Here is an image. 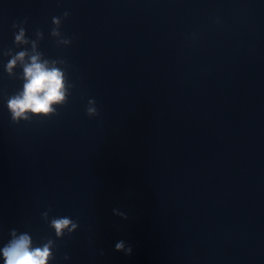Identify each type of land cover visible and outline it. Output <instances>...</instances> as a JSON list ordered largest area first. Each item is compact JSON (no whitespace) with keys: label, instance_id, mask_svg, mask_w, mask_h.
<instances>
[{"label":"clouds","instance_id":"obj_1","mask_svg":"<svg viewBox=\"0 0 264 264\" xmlns=\"http://www.w3.org/2000/svg\"><path fill=\"white\" fill-rule=\"evenodd\" d=\"M68 15L69 13L65 12L64 18H67ZM61 22V18L53 17L54 27L51 29V36L56 38L58 45L68 46L71 44V40L62 36L59 30ZM12 27H19V34H15V41L28 43L25 38V29L15 23ZM36 35L43 38V33L40 31H37ZM33 51L35 54L30 55V62L24 63L25 57L29 56V53L20 51L8 61L6 66V71L12 75V69L17 65V62L23 65L22 91L10 96L7 100V109L11 120L17 124L20 121H30L33 117L45 119L57 115V109L68 102L69 89L72 87L67 82L65 69L56 66L57 64L66 66L65 60L42 61V53L35 52V41H33ZM54 105L58 107H53ZM86 113L89 117L99 115L94 99L88 101ZM113 212L127 219L124 213L115 209ZM42 216L47 220L48 212L42 213ZM50 227L54 230L57 238H62L66 233L69 235L74 233L79 225L70 217H54L50 220ZM10 236L11 239L0 248V256H2L4 264H51L54 259L55 242L53 240L48 239L42 245L35 246L28 233H18L12 229ZM115 251L130 255L132 247L121 240L116 242ZM64 258L68 259L69 257L65 255Z\"/></svg>","mask_w":264,"mask_h":264}]
</instances>
